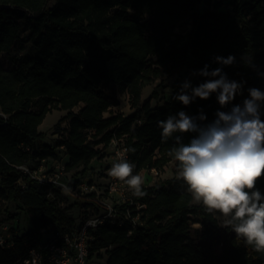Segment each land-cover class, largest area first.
I'll return each instance as SVG.
<instances>
[{
    "label": "trees",
    "instance_id": "16d2710c",
    "mask_svg": "<svg viewBox=\"0 0 264 264\" xmlns=\"http://www.w3.org/2000/svg\"><path fill=\"white\" fill-rule=\"evenodd\" d=\"M184 20L190 30L182 41L175 29ZM22 29L32 55L0 60V201L24 212L31 229L9 228L0 264H18L49 225L65 231L104 210L95 193L66 207V195L17 168L59 161L38 131L53 110L66 112L57 146L69 185L121 139L123 171H162L175 159L177 182L215 191L227 213L220 225L210 206L167 189L168 181L143 184L115 205L122 224L90 231L89 263L264 264V0H0V55ZM167 68L198 72L186 102L177 100L184 85L176 82L162 107L141 103L142 90ZM107 84L128 95L133 113L104 116L112 106ZM76 207L83 216L68 213Z\"/></svg>",
    "mask_w": 264,
    "mask_h": 264
},
{
    "label": "rangeland",
    "instance_id": "374dc122",
    "mask_svg": "<svg viewBox=\"0 0 264 264\" xmlns=\"http://www.w3.org/2000/svg\"><path fill=\"white\" fill-rule=\"evenodd\" d=\"M207 7L204 5H200L198 7L199 10H205ZM210 10L213 9L212 5L208 7ZM223 9L227 11L230 9L228 5H224ZM190 30V22L188 20H184L179 23L175 29L176 33L180 35L181 40L184 41L186 36ZM28 31L26 29H22L20 38L17 41V44L12 48L9 53L1 54L0 60L2 62L10 63L12 58L18 57H27L32 55L33 49L30 42H25L27 40ZM22 46L24 49H20ZM198 72L192 73L190 71L183 70H171L169 68L162 70L161 76L154 78L153 81L146 86L142 90L141 94V103L144 101H150L151 108H159L167 102L173 92L174 83H182L184 85L183 95L178 97L177 100L179 102H186L189 96V90L193 82L197 79ZM221 80L214 79L212 77L207 79V83L214 85L215 83ZM229 87L227 85H223L222 89L218 90L220 95H223ZM105 91L112 98V106L110 110L104 114L105 117L110 114L121 113L123 115H129L133 113L135 110L130 107L128 95L124 92H121L117 89L116 86L112 84H107L105 86ZM153 92L156 93L157 96H152ZM74 111H78V108H75ZM66 112L61 110H53L46 115L42 123L38 127V131L44 135L43 143L50 144L52 146H56V159H59V162H65L67 156L63 148L57 146L59 141L63 139L66 135V128L68 125L67 120H62L60 124L59 120L65 117ZM104 158L102 160H95L91 163V171L83 178L84 182H89L91 184H95L97 189V193L101 194V199L107 201L111 204L115 203L116 197H111L105 191V185L107 183V179L110 177L112 163H113V151L112 147L108 146L107 149L103 150ZM52 162H47V166ZM26 166L33 168V164L31 161L26 163ZM133 168L130 167L128 170L123 171V180L125 182V187L127 189V197H130L136 190H138L143 184L154 185L160 184L164 181H168L166 188L172 189L175 191H186L190 193L193 197V203L195 204H204L208 205L212 208L214 216L217 218L220 225L227 224V213L223 211L216 205L215 202V191L211 189H207L202 186L191 185V184H179L177 180L181 176V172H179L176 166V160H172L168 163L162 171H156L154 169L151 170H142L136 176H132ZM67 178L69 176H66ZM150 178V182H146V178ZM77 197L71 196L70 194H66L67 202L64 204L66 207L69 206L76 200ZM0 223L3 222L10 227H16L12 231H15L16 234H22L31 229V224L28 221L24 212L20 211L15 204L9 203L6 201H0ZM80 210V211H79ZM6 211V213H4ZM83 209L79 207L71 208L68 213L74 217L78 213H81L83 216ZM11 215L15 216V219L10 218ZM16 221V222H15ZM0 231L1 227H0ZM90 264H104V261H95Z\"/></svg>",
    "mask_w": 264,
    "mask_h": 264
},
{
    "label": "built area",
    "instance_id": "2783aa9c",
    "mask_svg": "<svg viewBox=\"0 0 264 264\" xmlns=\"http://www.w3.org/2000/svg\"><path fill=\"white\" fill-rule=\"evenodd\" d=\"M179 117L187 121L188 117L181 112ZM140 125L141 121H137ZM113 151V163L110 177L107 179L104 191L111 197H116L115 203L99 201L104 206V210L89 216L75 226L63 231L48 226L42 231L39 243L36 247L28 250L26 255L18 261V264H90L89 257V240L90 231L96 229L99 225L106 223L114 224L119 222V214L115 205L123 204L127 199V189L123 180V168L128 161L127 148L121 139H112L110 144ZM48 161H42L37 167L30 168L26 165L17 168L32 179L37 180L40 184H50L62 194L81 197L90 193H97L95 184L80 181L74 185H69L65 178L66 172L62 162L52 161L47 166ZM17 184L24 186L22 179ZM49 196H51L49 194ZM143 206H138V209ZM129 213H125V218ZM136 221V219H133ZM0 247L10 246L13 235L9 231L8 225L0 223Z\"/></svg>",
    "mask_w": 264,
    "mask_h": 264
}]
</instances>
